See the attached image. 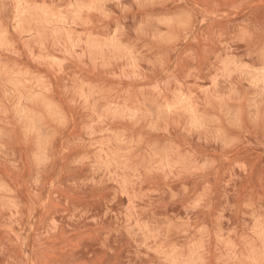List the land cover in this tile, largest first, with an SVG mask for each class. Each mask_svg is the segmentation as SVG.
Returning a JSON list of instances; mask_svg holds the SVG:
<instances>
[{
	"label": "rangeland",
	"instance_id": "rangeland-1",
	"mask_svg": "<svg viewBox=\"0 0 264 264\" xmlns=\"http://www.w3.org/2000/svg\"><path fill=\"white\" fill-rule=\"evenodd\" d=\"M0 264H264V0H0Z\"/></svg>",
	"mask_w": 264,
	"mask_h": 264
}]
</instances>
